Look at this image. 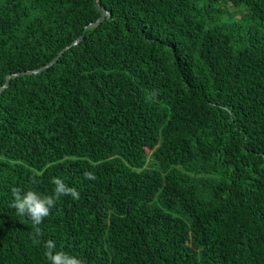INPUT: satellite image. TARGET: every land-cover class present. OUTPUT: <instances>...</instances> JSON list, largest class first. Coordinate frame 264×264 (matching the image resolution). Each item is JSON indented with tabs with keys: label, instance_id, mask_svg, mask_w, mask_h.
<instances>
[{
	"label": "trees",
	"instance_id": "obj_1",
	"mask_svg": "<svg viewBox=\"0 0 264 264\" xmlns=\"http://www.w3.org/2000/svg\"><path fill=\"white\" fill-rule=\"evenodd\" d=\"M98 5L0 0V91L84 35L0 95V264H264V0Z\"/></svg>",
	"mask_w": 264,
	"mask_h": 264
},
{
	"label": "clouds",
	"instance_id": "obj_2",
	"mask_svg": "<svg viewBox=\"0 0 264 264\" xmlns=\"http://www.w3.org/2000/svg\"><path fill=\"white\" fill-rule=\"evenodd\" d=\"M86 175L90 179H95L94 175ZM53 183L56 185L54 195L42 196L32 190L21 195L20 189L14 188L12 190L14 196L12 206L16 209L17 214L21 216L27 215L34 225L35 235L33 237V243H39L36 237H39L42 233L37 226L50 214L52 208L55 206L56 199L62 195H71L74 199L79 198V193L76 189L67 187L59 178H54ZM45 248L47 249L45 255L51 264H83L80 259L68 253L54 251L55 243L51 240L45 243Z\"/></svg>",
	"mask_w": 264,
	"mask_h": 264
},
{
	"label": "water",
	"instance_id": "obj_3",
	"mask_svg": "<svg viewBox=\"0 0 264 264\" xmlns=\"http://www.w3.org/2000/svg\"><path fill=\"white\" fill-rule=\"evenodd\" d=\"M98 1H99V0H96V5H97L98 9L102 12V15H101V17L99 18V20H98L95 24H93V25H99V24H101V23L106 19L107 15H108L107 10H106L105 8H102V7H100V6L98 5ZM87 28H88V27H87ZM83 38H84V35H82L81 37H79V38H78V39H77V40H76L71 46H69V47L65 48L64 50H62V51L60 52V54H59L58 56H56V57L53 59V61H52L50 64H48V65L43 66V67H41L40 69H37V70H34V71H28V72L17 73V74H15L14 76L9 75V76L7 77L6 84H5L4 88L0 91V95H1V93H2L6 88L9 87V85H10V79H11L12 77H19V76H25V75L39 74V73H41V72L46 71L48 68H50L51 66H53L54 64H56V63L59 61V59L63 56V54H64L68 49H70V48L73 47V46H76V45L80 44V42L83 40Z\"/></svg>",
	"mask_w": 264,
	"mask_h": 264
}]
</instances>
